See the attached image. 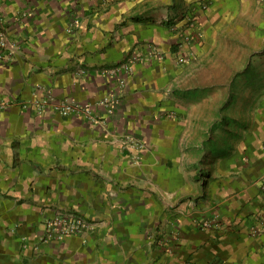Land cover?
Instances as JSON below:
<instances>
[{"label":"crops","instance_id":"0c3cea01","mask_svg":"<svg viewBox=\"0 0 264 264\" xmlns=\"http://www.w3.org/2000/svg\"><path fill=\"white\" fill-rule=\"evenodd\" d=\"M259 2L0 0V264H264V50L211 58L256 54ZM45 90L92 117L23 106ZM59 212L93 228L46 239Z\"/></svg>","mask_w":264,"mask_h":264},{"label":"built area","instance_id":"2783aa9c","mask_svg":"<svg viewBox=\"0 0 264 264\" xmlns=\"http://www.w3.org/2000/svg\"><path fill=\"white\" fill-rule=\"evenodd\" d=\"M201 8L203 10L208 8V4L202 3ZM184 23H180V20H175L174 25L171 27L178 36V48L180 51L187 50L190 51L192 48L197 35L199 34V20L196 14L185 11ZM165 21H170V17L164 18ZM1 45H7V41L3 32L0 33ZM15 42H12L11 46L14 48ZM141 58L140 52L132 53L129 58L123 62L117 69H122L125 72H130L132 70V65L136 63ZM184 62V61H183ZM116 70L109 71L111 75H114ZM78 74H84L85 69L80 68L77 71ZM109 99L105 98L102 102H108ZM33 105L38 113H42L45 109L49 108L53 112H56L62 116H69L71 114H82L84 116H89L91 114V104H81L73 98H61L54 100L51 91L45 90L42 96L35 95L30 102L25 103L23 106L28 107ZM92 117L91 115L89 116ZM262 189H264V180L261 184ZM46 223L45 238L46 239H62L68 234L81 233L87 229H92L91 223L87 222L80 215L73 213H57L51 218H49ZM210 223H204V227H209ZM43 236V237H44Z\"/></svg>","mask_w":264,"mask_h":264},{"label":"rangeland","instance_id":"374dc122","mask_svg":"<svg viewBox=\"0 0 264 264\" xmlns=\"http://www.w3.org/2000/svg\"><path fill=\"white\" fill-rule=\"evenodd\" d=\"M263 2H264V0H260V2L258 4H256V6H255L257 8L253 9V12L247 11L244 15H242L243 17L241 16V18H238L235 20L236 22L234 21V25L240 23L241 21H244L243 18L245 16H247V14H250L251 16H255V17L258 16L260 18V24H257V25L252 24V26L254 28H257V26L259 25L258 26L259 34L257 36V40L254 41V44H256V45H254V47H258L256 54H253V55L252 54L251 55L243 54L242 57L239 54H235L236 47H238V46L247 47L249 44H247L245 42V40H243V39H237V38H235V36H228L226 39L224 38V40H222V42H224V44H220L224 48H220V50L217 52H215V50L213 49L212 57H211L212 60L215 59L216 62H228V63L229 62L235 63V60H238V62L239 61L243 62V64L246 65L247 62H252L254 59L257 60L258 57H260V58L262 57L263 53L261 52V50H264V3ZM250 25H251V23H250ZM197 42H198V40H195L194 44ZM248 42H250V40H248ZM219 43H220V41L218 39L217 45L213 46V48L220 46ZM223 50H224V52H228V50H229V52L227 54H224ZM244 89H247V88H244ZM257 89L260 91V95H263L264 91L262 89H264V88L258 87ZM229 93H231L230 90H229ZM230 96H232V93L230 94Z\"/></svg>","mask_w":264,"mask_h":264}]
</instances>
